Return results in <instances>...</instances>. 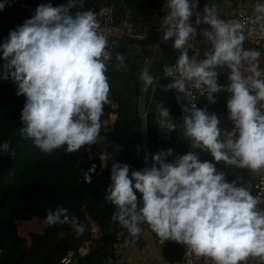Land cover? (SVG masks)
<instances>
[{"label":"clouds","instance_id":"obj_1","mask_svg":"<svg viewBox=\"0 0 264 264\" xmlns=\"http://www.w3.org/2000/svg\"><path fill=\"white\" fill-rule=\"evenodd\" d=\"M163 17V41L172 39L180 50L176 64L166 71L173 82L166 90L175 89L190 96L188 85L209 103L214 94L230 93L227 100L231 131H222L216 114H209L195 104L182 110L183 136L193 148L209 153L213 160L251 171L264 169V69L262 53L244 49L242 25L217 18L214 9L204 7V15L196 16V25L204 23L210 30L202 36L210 44L203 59L189 57L185 45L196 36L190 23L198 0H166ZM77 0L53 6L40 4L35 15L9 32L0 44L5 76L17 82V95L26 97L21 112V135L31 139L42 152L51 153L66 146L69 153L85 145L95 144L104 105L109 103L110 85L106 61L111 59L108 39L100 30L92 10L76 11ZM4 4L0 3V9ZM257 19H264V4L257 3ZM131 30V25L125 24ZM116 59L123 66L125 57ZM245 62L250 76L241 71ZM230 72L227 86L218 83V68ZM178 74V78L176 75ZM139 80L143 90L153 84L154 77L144 69ZM161 129L176 130L170 111L158 108ZM222 134L227 139H221ZM4 151L9 143L0 146ZM15 153L12 152V156ZM172 149L153 154L151 167L130 173L128 164L114 163L106 199L116 211L112 221L133 236L148 224L161 242L173 240L188 246L198 256L213 264H242L249 257L264 259V201L253 196L250 188L227 182L216 164L201 161L198 154L188 152L166 162ZM87 182H91L90 176ZM134 182V183H133ZM136 192L141 194L138 200ZM49 226L69 225L80 235L84 226L68 209L58 207L46 213Z\"/></svg>","mask_w":264,"mask_h":264},{"label":"trees","instance_id":"obj_2","mask_svg":"<svg viewBox=\"0 0 264 264\" xmlns=\"http://www.w3.org/2000/svg\"><path fill=\"white\" fill-rule=\"evenodd\" d=\"M107 1L114 15L111 25L121 34L114 38L117 46L106 62L110 102L104 105L98 137L104 136L111 144V150L120 148L122 153L107 158L105 169L91 183L87 184L82 177L90 165L85 146L72 153L66 151V146L45 153L35 147L31 139L21 135V112L26 97L17 95V82L10 76L4 78L3 66L6 62L1 59L0 146L9 143L10 148L8 151L0 148V264H60L71 252L75 253V264H112L117 257L115 244L128 241L131 235L127 229L112 221L116 208L106 199L114 163L130 164V173L143 170L152 166L153 154L168 149H172V155L166 157V162H174L179 156L195 152L201 161L215 163L209 153L193 148L190 140L183 136L185 113L182 109L188 105L173 98L166 90L167 80L160 77L161 66L177 61L180 55V50L174 49L172 39L167 42L161 40L149 70L154 82L144 90L145 147L140 105L142 81L139 76L145 69L148 47L156 44L158 29L163 26V17L167 14L166 0ZM0 3L4 4V8L0 9V44H3L11 30L32 18L23 4L36 9L40 4L58 6L67 3V0H0ZM218 4V0H198V6L193 10L194 18L197 14H205L206 5L219 15L222 10ZM85 10H92L97 18L101 6L97 0H77V7L72 11ZM126 23L131 25V30L125 26ZM203 30H210V27L198 26L201 45L210 46L202 36ZM187 50L190 58L195 55L191 48ZM118 54L125 57L123 66L116 59ZM159 106L170 111L176 130L161 129L157 124ZM202 106L200 104L198 108L202 109ZM109 119L116 121L106 129L104 125ZM217 164L220 166V162ZM137 197L140 200L141 194L138 193ZM58 207L68 209L79 219L85 229L82 234L77 235L67 224H47V211ZM87 216L98 223L102 234L96 240L95 248L82 256L78 254V249L90 237ZM34 219L45 221V228L40 232H31L29 238L22 237L20 225ZM144 226L156 241L161 242L148 224L144 223ZM161 246L163 258L175 263L181 260L186 245L167 240Z\"/></svg>","mask_w":264,"mask_h":264},{"label":"built area","instance_id":"obj_3","mask_svg":"<svg viewBox=\"0 0 264 264\" xmlns=\"http://www.w3.org/2000/svg\"><path fill=\"white\" fill-rule=\"evenodd\" d=\"M218 1L219 4L221 5L218 4L217 6H219L222 11L219 15H216L217 18L225 21L237 22L240 25H242V28L240 30L242 31L245 37L244 41L246 42L247 46L251 48H258L264 54V19H257V16L259 14H257L253 9L255 5V4L253 5V2L255 3L256 1L261 4H264V0H218ZM23 7L29 10L32 17L35 15L36 9H33L26 4H23ZM194 15L195 12L193 11V16L191 17L192 19L190 20V23L192 24L193 27L196 28V30L200 24L210 27L209 25L204 24L203 22L200 23L199 25H196L195 23L196 19L194 18ZM96 19L100 24V30L108 39L107 49L110 53H112L114 48L117 46V43L114 41V38L120 36L121 34L111 25L114 22V15L112 8H108V9L101 8L100 15ZM163 27L164 26L158 29L159 37L156 44L154 46L148 47L149 54L148 57L146 58V65H145V69L147 68L148 71L152 66V62L154 60L156 50L158 49V46L163 38V30H162ZM186 45L196 46V47H199L201 45L197 32H196V36L189 39ZM176 62L177 61L171 63H165L161 66L160 77L165 78L168 84L173 82L172 80L174 77L169 76L166 70L174 66ZM262 69H264V66ZM219 71L221 70L219 69ZM176 78H178V74L176 75ZM218 83L227 86L230 82L228 78L223 80L218 78ZM143 86L144 85L142 82V90H143ZM188 88L191 90L192 93L190 96H186L184 93H180L175 89H171L169 91L173 98L180 101H184L189 107L193 104L199 107V105L202 102L207 100L206 95L202 96L196 89L192 88L191 84L188 85ZM227 93H228L227 91H221L219 93L214 94L216 102H219L221 98ZM141 113H142V120L144 121L146 116L144 109L141 111ZM112 123H114V121H111L109 119L108 121L105 122L104 127L107 129ZM99 139H103L104 147L101 153L95 156L93 150L95 144L98 142ZM95 144L85 145V150L87 151L90 165L83 172L82 177L87 184H89V182H87L89 176L92 182L94 177H96L105 169L107 158H109L112 155H121L122 153L120 148H114L111 150V144H108L106 142L104 136L98 137ZM128 165L130 166V168L132 167L130 164ZM253 172H255V176L253 177V180L251 179L252 180L251 186L249 188L253 196H260L261 200L264 201V169ZM237 186L246 187L243 184H237ZM257 207L260 210H264V202L260 203ZM87 218L90 225V229H89L90 237L78 249V254L82 256L88 254L92 249L95 248L96 238L102 234V230L98 225V223L89 216H87ZM140 228L141 230L142 228H145L144 224H141ZM148 233L150 234L149 231ZM121 234H123V232ZM141 240L142 237L140 232L136 236H133L132 234L128 236V241L126 242L116 243L115 249H116L117 257L114 260H112V264H125L128 255L131 254V252H133L134 248H140L139 245ZM74 254H75L74 252H71L70 254L65 256L61 260L60 264H75ZM256 262H257V257H249L248 260L246 262H242V264H256ZM164 264H213V261L208 257L196 255L194 252L191 251V249L188 246H185V250L181 260L175 263H171L165 260Z\"/></svg>","mask_w":264,"mask_h":264},{"label":"crops","instance_id":"obj_4","mask_svg":"<svg viewBox=\"0 0 264 264\" xmlns=\"http://www.w3.org/2000/svg\"><path fill=\"white\" fill-rule=\"evenodd\" d=\"M257 3L259 2H256V1L255 3L253 2V5L254 4L256 5ZM255 5L253 9H255ZM191 19L192 18H190V20ZM210 47L211 46H204V45H200L199 47L185 45V48H191L195 52V55L193 57L198 58V59L204 58L205 52L209 51ZM243 48L249 49V50L254 49V50L260 51L258 48L248 47L245 41L243 42ZM259 63L262 69L264 66V54L263 53L261 57L259 58ZM220 70L221 71H219V68L217 69L218 76H219L218 78L221 80L228 78L227 75H229L230 71L226 72L223 69H220ZM241 71L243 72L245 76L251 75V73L248 71V65L246 62L244 66L241 68ZM230 95H231L230 93L225 94L219 102H215L214 104L209 103L208 100H205L204 102L201 103L203 105L202 109L206 110L209 114L217 115L220 121L218 126L220 127L222 131H231L234 128V123L233 121L229 119V113L226 107L227 100L229 99ZM115 121L116 119L114 120V122ZM221 139H227V136L222 134ZM215 164H216V168L218 172H224L226 174L225 179L227 182L235 181L236 184H243L248 188L251 186V181L253 180V177L255 176V172L247 168H237L236 166H233V165H227L223 161L220 162V166H218L216 162ZM150 238H151V241H149V243L145 242L143 239L140 241V245H139L140 248H134L135 253L133 250V252H131V254L128 255L125 264H160L159 257L162 256L163 258L162 246H161L162 242L156 241L155 239H153V236L151 235H150ZM163 260L165 261L164 258ZM256 264H264V259L257 257Z\"/></svg>","mask_w":264,"mask_h":264},{"label":"rangeland","instance_id":"obj_5","mask_svg":"<svg viewBox=\"0 0 264 264\" xmlns=\"http://www.w3.org/2000/svg\"><path fill=\"white\" fill-rule=\"evenodd\" d=\"M0 62H1V59H0ZM115 66L118 67L119 64L117 62H115ZM140 105H141V99H140ZM45 226H46L45 221H40L37 219L30 220V221H27V222L23 223L22 225H20L19 233L22 237L29 238V234L31 232H40L45 228ZM141 237L147 243H149V241H151L150 234L148 233V231L145 228H142V230H141ZM134 253H135V250H134Z\"/></svg>","mask_w":264,"mask_h":264},{"label":"water","instance_id":"obj_6","mask_svg":"<svg viewBox=\"0 0 264 264\" xmlns=\"http://www.w3.org/2000/svg\"><path fill=\"white\" fill-rule=\"evenodd\" d=\"M98 3L100 4L101 8L102 9H108L110 8V4L107 0H97ZM147 69V68H146ZM219 69H223L224 71L228 72L230 71L226 66L224 67H221ZM144 88V86H143ZM141 109L143 110L144 109V90H142V93H141ZM143 124V140L145 142V147H146V129H145V122L143 121L142 122ZM104 147V141L103 139H99L98 142L95 144V147H94V150H93V153L94 155H98L99 153H101L102 149ZM139 192H136V195L138 194ZM160 258V264H164V260L162 258V256L159 257Z\"/></svg>","mask_w":264,"mask_h":264},{"label":"bare ground","instance_id":"obj_7","mask_svg":"<svg viewBox=\"0 0 264 264\" xmlns=\"http://www.w3.org/2000/svg\"><path fill=\"white\" fill-rule=\"evenodd\" d=\"M100 237H101V235H100V236H98V237L96 238V240H97V239H99Z\"/></svg>","mask_w":264,"mask_h":264}]
</instances>
